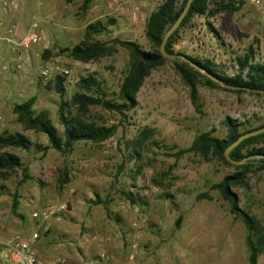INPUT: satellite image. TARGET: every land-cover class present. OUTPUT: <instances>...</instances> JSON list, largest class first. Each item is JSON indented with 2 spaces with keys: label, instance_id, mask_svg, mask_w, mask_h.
<instances>
[{
  "label": "rangeland",
  "instance_id": "obj_1",
  "mask_svg": "<svg viewBox=\"0 0 264 264\" xmlns=\"http://www.w3.org/2000/svg\"><path fill=\"white\" fill-rule=\"evenodd\" d=\"M3 1L0 19L23 31L37 21L40 39L33 42L38 59L29 62L27 72L14 68L0 77V91H4L0 96V132H21L33 142L46 144L44 133L24 130L16 121L12 103L35 95V111H46L62 134L58 106L79 91L78 79L94 75L107 98H114L128 59L127 50L120 46L113 55L88 62L73 60L64 49L82 38L88 22L109 17L115 24L102 39L119 37L149 48L144 20L162 0H92L85 11L78 9L81 0L71 4L65 0H6L9 6L2 10ZM249 9L260 21L253 36L246 33L253 28L251 21L239 28L226 14L196 15L179 30L174 50L209 58L229 74L236 70L235 57L243 55L249 44L254 45L255 60H262L263 49L257 47L260 39L264 41V3L260 7L249 4ZM7 15L14 16L13 23L4 18ZM208 21L217 34L209 29ZM45 49L49 52L43 55ZM45 62L71 69L62 96L45 88L53 79L39 76ZM6 89L16 96H7ZM137 99L138 104L122 115L91 107L106 124L117 125L114 134L101 143L80 141L68 154L52 148L42 153L33 146L28 150L10 148L21 157L29 177L21 182L23 173L19 171L0 179V238L38 230L40 253L64 258L66 264H103L101 253L108 255L109 264H248L245 226L230 212L228 201L210 188L235 169L216 159L204 161L194 153L175 159L164 150L174 144L186 147L198 132L211 127L215 136L224 137L225 116L253 127L264 123V95L200 84L198 112L168 60L145 79ZM145 126L155 130L151 140L157 144L146 143L137 157L131 140ZM254 160L249 156L246 161ZM64 169L69 181L60 188L57 178ZM248 181L249 188L234 186L232 190L238 195L239 206L264 225V171L249 173ZM127 191H138L146 204L128 201ZM203 191L212 198L196 199ZM13 193L17 195V213L11 207ZM168 193L173 196L167 197ZM49 202H66L68 210L52 213L44 221L32 217L33 211H41ZM257 264H264V252Z\"/></svg>",
  "mask_w": 264,
  "mask_h": 264
},
{
  "label": "trees",
  "instance_id": "obj_2",
  "mask_svg": "<svg viewBox=\"0 0 264 264\" xmlns=\"http://www.w3.org/2000/svg\"><path fill=\"white\" fill-rule=\"evenodd\" d=\"M74 1L65 0L67 4ZM91 1L81 0L78 9L85 11ZM185 2L186 0H162L145 17L144 35L149 42V48L142 47L134 40L119 37H113L110 40L102 39L101 35L109 31V26L115 24V19L112 17L88 22L83 28L82 38L64 50L69 51V56L73 60L88 62L113 55L117 52L118 46L125 48L128 59L118 90L113 93L114 98H107L97 77L92 74L81 76L77 81L79 91L73 93L69 101L62 99L58 106V118L63 125L62 134L58 133L46 111H35L33 107L36 100L35 95L14 102L12 111L16 121L24 130L44 133L47 143L33 142L21 132H1L0 179L6 180L19 171L23 173L20 178L21 182L29 177L27 167L23 164L21 157L10 148L28 150L33 146L36 151L42 153L52 148L62 154H68L72 152L77 142L89 141L98 144L111 137L117 125L106 124L104 117L92 112L91 107L100 106L122 115L124 111L131 110L138 104V92L145 79L154 69L169 60L159 52V44L164 32L178 17ZM242 3L240 0H193L179 27L167 39L165 48L168 52L181 54L190 60V62L179 60L171 61V63L186 86L189 99L198 112H200V84L227 91L264 95L255 91L264 90V63L255 60L256 52L253 44L248 45L243 55L235 57L236 70L231 74L209 58L187 55L174 50L179 30L186 26L194 16L212 17L220 12L234 13L240 9ZM207 24L209 29L217 34L212 23L208 21ZM47 52L49 51L45 49L42 54ZM215 79L234 88L222 86ZM45 88H52L62 96L65 91V77L59 74L55 75L51 81L45 84ZM223 125L226 128L224 137L215 136L213 134L215 128L211 127L198 132L186 147H178L175 144L166 147L164 154L179 159L187 153H194L200 155L204 161L216 159L235 169L233 173L227 174L220 181L213 183L210 188L217 190L228 201L230 212L241 218L246 230L244 242L248 251V264H257L260 255L264 252V225L257 217L239 206L238 195L232 190V187L240 186L247 189L249 188V173L264 171V132L245 138L230 151V156L235 160L251 156L255 159L254 162L245 161L240 165H232L226 160L224 150L240 134L263 127L264 123L253 127L247 122L225 116ZM154 134L155 130L151 127L145 126L139 130L131 140L135 156H141V149L146 143L157 144L151 140ZM57 181L60 188L69 181L67 170L59 172ZM124 195L131 203L146 204L138 191H127ZM172 196V194H167V197L171 198ZM203 198L211 199L212 195L206 191L196 195V199ZM17 205V195L13 193L11 207L14 213H17Z\"/></svg>",
  "mask_w": 264,
  "mask_h": 264
},
{
  "label": "built area",
  "instance_id": "obj_3",
  "mask_svg": "<svg viewBox=\"0 0 264 264\" xmlns=\"http://www.w3.org/2000/svg\"><path fill=\"white\" fill-rule=\"evenodd\" d=\"M253 6L260 7L264 0H246ZM9 3L5 0L2 3V10H5ZM0 26H5L4 32L0 35V41H6L12 54L15 55V68H20L21 51L27 49L31 43L40 39L37 32V21H34L20 37L16 34L14 24H5L4 19H0ZM5 67V66H4ZM64 77L72 75L69 67H62L54 62H45L39 70V76L45 80L54 78L56 74ZM68 210L66 202L47 203L41 211H33L32 217L47 220L52 213H64ZM41 232L31 230L30 232H15L8 237L0 238V264H66L64 258H53L52 254L43 255L39 251V241ZM103 264H109V257L104 253L100 254Z\"/></svg>",
  "mask_w": 264,
  "mask_h": 264
},
{
  "label": "crops",
  "instance_id": "obj_4",
  "mask_svg": "<svg viewBox=\"0 0 264 264\" xmlns=\"http://www.w3.org/2000/svg\"><path fill=\"white\" fill-rule=\"evenodd\" d=\"M220 13L221 14H226L227 15L226 18L227 19L229 18L232 23H234V22L237 23V27H239V28H242V26L247 25L248 22L251 21V24L253 23V28L250 27V31L246 32V33H248L247 35H250V36H253L254 31L258 28V26H257L258 22H260L259 20H257V18H255V15L253 14L252 10L249 9L248 2L247 3H242L240 9L237 10L236 12H234V13H229V12H220ZM4 18L8 22L13 23V20H14V16L13 15H11V16L7 15ZM240 22L242 24H240ZM263 29H264V25H263V28H262V33H264ZM26 30L23 31L22 29H19V25H18V27L16 28V34H18V36L22 37L25 34ZM3 32H4V29L2 27H0V35H2ZM261 48L263 49V52H264V41L260 39L258 47H257V50L261 51ZM35 52H36V50L33 47V43H31V45L27 49H24L23 51H21L22 60H21L20 67L22 68V70L24 72L28 71L27 66L29 65V62L31 60L34 61L35 59H38L35 56L36 53L38 54V51L36 53ZM15 60H16L15 59V55L12 54V52L10 51L8 43L6 41H0V77H2L1 76L2 74H10L9 71L10 70L12 71L15 68V66H14L15 62H16ZM259 62H263L264 63V58H262V60H260ZM15 70L18 71L19 69H15ZM3 92H4L3 90L0 91V96L3 95ZM5 94L7 96H9V97L16 96L15 92H13L11 94V91L8 90V89H6V93ZM20 100H24V99H19L17 101H20ZM3 101H5V100H3ZM8 103L10 105L11 101H8ZM13 103L11 105V111H12ZM2 112H3V117H4V111L2 110ZM13 116H15L14 113H13Z\"/></svg>",
  "mask_w": 264,
  "mask_h": 264
},
{
  "label": "water",
  "instance_id": "obj_5",
  "mask_svg": "<svg viewBox=\"0 0 264 264\" xmlns=\"http://www.w3.org/2000/svg\"><path fill=\"white\" fill-rule=\"evenodd\" d=\"M193 0H186L181 12L179 13L178 17L175 19V21L166 29V31L164 32L161 42L159 44V52L161 53V55L167 59H169V61H179V60H185L190 62L189 58L184 57L181 54H177V53H170L166 50L165 46H166V42L168 37L171 35V33L176 30L181 21L183 20L184 16L186 15V13L188 12L190 5L192 3ZM192 64V63H191ZM193 65V64H192ZM215 81H217V83H219L222 86L228 87V88H234L233 86L227 85V84H223L220 80L215 79ZM257 92L263 93L264 94V90H255ZM264 132V126L263 127H259L256 129H252L249 131H246L242 134H240L232 143H230L224 150V156L226 158V160L231 163L232 165H240L245 163V161L247 160L248 157H245L241 160H235L230 156V151L237 146L242 140H244L245 138H248L250 136H254L257 135L259 133Z\"/></svg>",
  "mask_w": 264,
  "mask_h": 264
}]
</instances>
